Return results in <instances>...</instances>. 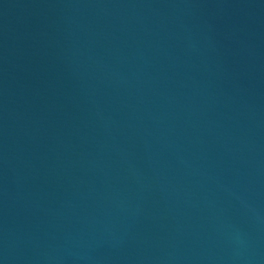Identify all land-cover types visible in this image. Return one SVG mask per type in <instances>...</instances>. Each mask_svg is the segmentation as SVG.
I'll return each mask as SVG.
<instances>
[{
	"label": "water",
	"instance_id": "95a60500",
	"mask_svg": "<svg viewBox=\"0 0 264 264\" xmlns=\"http://www.w3.org/2000/svg\"><path fill=\"white\" fill-rule=\"evenodd\" d=\"M0 264H264V0H0Z\"/></svg>",
	"mask_w": 264,
	"mask_h": 264
}]
</instances>
